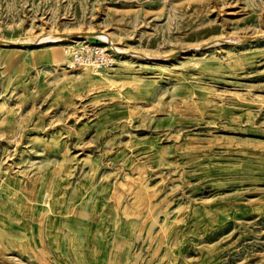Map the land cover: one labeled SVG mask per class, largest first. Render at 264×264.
I'll use <instances>...</instances> for the list:
<instances>
[{
	"label": "rangeland",
	"instance_id": "obj_1",
	"mask_svg": "<svg viewBox=\"0 0 264 264\" xmlns=\"http://www.w3.org/2000/svg\"><path fill=\"white\" fill-rule=\"evenodd\" d=\"M1 103L0 264H264V0H0Z\"/></svg>",
	"mask_w": 264,
	"mask_h": 264
},
{
	"label": "built area",
	"instance_id": "obj_2",
	"mask_svg": "<svg viewBox=\"0 0 264 264\" xmlns=\"http://www.w3.org/2000/svg\"><path fill=\"white\" fill-rule=\"evenodd\" d=\"M75 43L71 51V59L65 63L68 68L108 70L117 65V56L112 47H104L87 39L78 40Z\"/></svg>",
	"mask_w": 264,
	"mask_h": 264
},
{
	"label": "crops",
	"instance_id": "obj_3",
	"mask_svg": "<svg viewBox=\"0 0 264 264\" xmlns=\"http://www.w3.org/2000/svg\"><path fill=\"white\" fill-rule=\"evenodd\" d=\"M32 52H33V50H32ZM24 62H26V63H30V64H36V65H38V64H42L41 62H34L33 61V56H31L30 58H26L25 60H24ZM47 63V62H46ZM43 65H45V63L43 64ZM7 108H5L4 107V104L3 103H1L0 104V120L2 121V127H3V129L5 130L4 132L5 133H7V128H10V126H12V124H8L7 122H9V120H8V117H7Z\"/></svg>",
	"mask_w": 264,
	"mask_h": 264
},
{
	"label": "bare ground",
	"instance_id": "obj_4",
	"mask_svg": "<svg viewBox=\"0 0 264 264\" xmlns=\"http://www.w3.org/2000/svg\"><path fill=\"white\" fill-rule=\"evenodd\" d=\"M93 36H97V37H100V38H104V39H106V37H104V36H102L101 34L100 35H96V33H93L92 34ZM80 36H83L82 34L80 35ZM57 38V40H61L62 39V35L61 36H57L56 37ZM47 40V39H46ZM41 42V41H40ZM43 42V41H42ZM45 42V41H44ZM48 42V41H47ZM106 43V42H105ZM110 43V42H109ZM107 43L110 47H112L115 51H118L119 49H117V48H115V46H112V45H110V44H112V43ZM13 44L14 45H17L15 42H13ZM119 52V51H118ZM121 52V51H120ZM63 52L62 51H60V50H58V51H53V53H52V56H59L60 54H62Z\"/></svg>",
	"mask_w": 264,
	"mask_h": 264
}]
</instances>
